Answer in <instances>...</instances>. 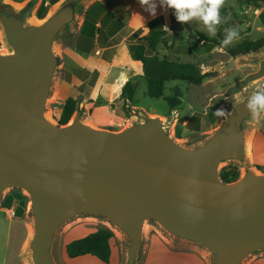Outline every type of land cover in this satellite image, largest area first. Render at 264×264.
Instances as JSON below:
<instances>
[{
	"label": "water",
	"instance_id": "1",
	"mask_svg": "<svg viewBox=\"0 0 264 264\" xmlns=\"http://www.w3.org/2000/svg\"><path fill=\"white\" fill-rule=\"evenodd\" d=\"M83 1L63 0L39 23L0 3L10 48L0 53V198L15 187L30 197L32 264H58L57 231L80 215L103 217L127 236L126 264L137 263L149 220L209 251L212 264H243L264 250V173L246 170L227 182L221 164L247 159L252 95L195 147L179 143L152 115L115 130L84 121L78 107L68 123H53L47 109L60 63L55 43Z\"/></svg>",
	"mask_w": 264,
	"mask_h": 264
},
{
	"label": "crops",
	"instance_id": "2",
	"mask_svg": "<svg viewBox=\"0 0 264 264\" xmlns=\"http://www.w3.org/2000/svg\"><path fill=\"white\" fill-rule=\"evenodd\" d=\"M1 1L15 8L25 10L29 22H38L39 18L44 16V14L39 15V11L43 6L50 8L56 4L59 5L61 2V0L55 3L51 2L53 0ZM151 3L157 4L155 18L150 15L149 5L142 6L138 0H84L82 2L77 20L60 35L58 40L56 52L60 59V68L55 77L50 98V100L54 99L59 105L55 107L57 117L61 116L64 102L69 96L78 99V107L84 109V115L89 112V120L98 127H112L113 123L132 115L134 111L136 112L138 106L135 98L133 101L125 99L123 89L128 80L135 76H143L144 69L142 61L133 58L129 43L137 41L148 34L153 28L152 22L157 18H162V20L154 24L155 27L164 29V24L169 27L175 25L176 39L179 38V22L172 15V8L167 6L161 8L160 0H149V4ZM223 8L221 7V9ZM232 14H236L234 9L223 11V17L216 27L214 36H209V34L198 30V27L190 22L186 23L187 27L195 30L197 38L199 37V39H196L200 40L199 45L202 47V51L208 49L206 43H212L214 45L211 48L209 47V53L215 52L226 55V50L220 43L201 39L197 31L222 42L226 34L225 29L233 28ZM258 17L260 19L259 27L264 30L262 16ZM252 53L243 54L241 57L250 58L253 55ZM241 57L226 55L225 63L229 65L225 68V71L229 69L251 71L255 67V64L250 61L238 64V60H242ZM245 64L251 67L241 66ZM203 66L207 71L212 68L211 65L203 64ZM213 67L217 69L219 65ZM176 111V109L171 110V114H175ZM153 114L161 118L172 116L159 112ZM173 124L176 126L177 121L174 120ZM0 212H4L3 207H0ZM95 230H81L78 238L84 237ZM69 231L65 232L63 237ZM12 232V225L9 224L0 241V264H10ZM72 240L74 239L64 243L65 252L61 259H56L58 264H80L79 259L82 261L81 264H126L127 247L125 250L124 242L116 234L111 239L112 252L109 262H104L92 254L74 258L69 257L66 252V245ZM19 255H22V253H19ZM161 258L172 261L173 264H212V260L206 254L204 248L182 240L173 241L168 245H154L152 241L147 252L141 257V262L142 264H161L159 262ZM20 261V264H32L24 257H21ZM243 264H264V252H257L249 256Z\"/></svg>",
	"mask_w": 264,
	"mask_h": 264
},
{
	"label": "rangeland",
	"instance_id": "3",
	"mask_svg": "<svg viewBox=\"0 0 264 264\" xmlns=\"http://www.w3.org/2000/svg\"><path fill=\"white\" fill-rule=\"evenodd\" d=\"M62 1L63 0H61V2ZM243 1L244 0H242L241 3L240 0H224L222 5V7L229 11H232L233 9L235 10L236 14H232L231 21L232 26L237 28L239 32L238 38L227 46L223 45L217 39L226 50V55H231L229 53L230 47L236 46L242 41L264 38V30L259 27L260 19L258 17L261 16L264 11V3L261 1L258 3H246ZM1 2L2 1L0 0V3ZM57 6L58 4L53 5L50 8L43 6L39 11V15L44 14V16L39 18L38 23L45 20L48 15L57 8ZM17 9L20 10L19 8ZM220 16L221 18L223 17V15ZM189 22L198 27V30L208 34L206 26L198 19H193ZM3 37L4 31L0 22V38ZM178 37L179 38L176 39L174 33L171 32L159 46L158 54L161 57L167 56L172 60L194 62L208 74V77L200 85H194L181 80L167 81L165 84V96L173 95L176 88H180L183 92L182 104L174 109H171L164 97L154 98L148 95L147 83L143 80L135 94L138 109H136V112L134 111L132 113L143 117L145 115L156 116L153 114L154 112L167 113L168 116L172 115L169 118L157 117L163 121L168 131L179 143L187 147H195L202 144L208 137H210L225 119L226 113L224 115H217V109L223 108L226 111H230L237 102L241 101L245 96L253 95L255 91L264 84V47L254 51V53L250 52L253 54L250 58H244L241 57V55L235 56L242 58L241 61L238 60V64L247 63L249 61L255 64V67H253L251 71L235 69L225 71V68L229 65L225 63L227 59L226 55L215 52L209 53V47L211 48L214 45L212 43H206L208 49L202 51V47L199 45L200 40H197L199 37L197 38L195 30L187 27L186 23H179ZM58 40L55 43V51L58 49ZM207 51L208 53L205 54ZM221 61L222 63L220 64ZM203 64L211 65L212 68L207 71ZM215 65H219V67L214 69L213 66ZM241 66L250 65L245 64ZM59 68L60 63L57 72L59 71ZM57 74L58 73H56V76ZM57 105V102H55L54 99H51L48 102L47 109V114L49 115L48 118L56 124L59 123L60 118L56 116L55 112V107ZM175 109L177 111L175 114L173 113V116L171 110ZM75 113L71 119L75 116ZM83 119L90 124L93 123L89 120V112L85 113V115L83 114ZM173 119L177 121L176 126L173 124ZM134 120H136V118ZM117 123L118 122L113 123L112 127L109 128L122 130L130 125L120 128ZM245 134L247 142L249 143L246 161H224L221 164V169L229 164H237L240 167V177L246 170L264 173V113H261L259 118L253 117L251 114L245 124ZM0 207L4 208V212H0V241L3 232H5L9 224L12 225L13 230L9 263L20 264L21 257L26 258V260L32 263L29 252V241L33 236L34 224L31 212V201L28 193L21 188H9L0 198ZM102 225H107L114 230L118 238L124 242L126 250L129 243L127 236L107 219L94 215H80L65 223L57 231L54 245L56 259L62 258L65 252L64 243L66 241L77 239L81 230H95ZM67 231H69V233L63 237V234ZM152 241L154 242V245H168L173 241L181 240L167 232L156 221H147L136 264H142L141 257L147 252ZM205 251L206 254L212 258L209 251ZM260 252H264V250H261ZM19 253H22V255H19ZM78 262L81 264L82 261L79 259ZM159 262H161V264H173L172 261H168L164 258L159 259Z\"/></svg>",
	"mask_w": 264,
	"mask_h": 264
},
{
	"label": "trees",
	"instance_id": "4",
	"mask_svg": "<svg viewBox=\"0 0 264 264\" xmlns=\"http://www.w3.org/2000/svg\"><path fill=\"white\" fill-rule=\"evenodd\" d=\"M58 0L51 1L55 3ZM242 3V0H240ZM264 0H244L246 3H258ZM225 8L220 10L221 15ZM172 15L175 18V9L172 8ZM264 22V11L261 15ZM162 18L155 19L152 24L153 28L148 34L137 41H131L129 48L134 59L140 60L143 63V76H135L128 80L123 89V97L133 101L135 94L140 87L141 81L147 82V93L151 97H164L171 109L182 104L183 92L180 88L174 90L173 95L165 96V84L170 80H181L194 85H200L208 74L194 62H182L172 60L167 56L161 57L158 54L159 46L164 42L166 37L174 32L176 36L175 25L169 27L171 32L166 31L161 27H155L154 24L161 22ZM198 32L201 39L213 43H220L216 38L206 36L202 32ZM264 47V38L257 40H245L238 43L236 46L229 48V53L232 56H238L257 51ZM78 107V99L69 96L63 105V111L59 118V124H66L70 121ZM222 178L227 181H235L240 177V167L237 164H229L221 169ZM115 236L114 230L102 225L97 230L88 235L74 239L66 245L67 255L71 258L81 255L92 254L104 262H109L111 258V239Z\"/></svg>",
	"mask_w": 264,
	"mask_h": 264
},
{
	"label": "clouds",
	"instance_id": "5",
	"mask_svg": "<svg viewBox=\"0 0 264 264\" xmlns=\"http://www.w3.org/2000/svg\"><path fill=\"white\" fill-rule=\"evenodd\" d=\"M143 5H149L150 15L156 17L157 4H149V0H138ZM224 0H160V7L165 6L175 9V18L179 23H187L193 19H198L206 26L209 36L216 34V26L221 22L220 8ZM166 31L171 32L167 24L163 25ZM225 38L222 44L227 46L238 38L237 28L225 29ZM247 108L253 117L259 118L264 113V86L260 87L248 100ZM225 109H217V115H224Z\"/></svg>",
	"mask_w": 264,
	"mask_h": 264
},
{
	"label": "built area",
	"instance_id": "6",
	"mask_svg": "<svg viewBox=\"0 0 264 264\" xmlns=\"http://www.w3.org/2000/svg\"><path fill=\"white\" fill-rule=\"evenodd\" d=\"M9 52L10 51V48L9 46L7 45L6 43V40L5 38H0V53H3V52ZM137 117V114H132L130 116H127L125 117L124 119L118 121L117 125L120 127V128H123L131 123H133V120Z\"/></svg>",
	"mask_w": 264,
	"mask_h": 264
},
{
	"label": "bare ground",
	"instance_id": "7",
	"mask_svg": "<svg viewBox=\"0 0 264 264\" xmlns=\"http://www.w3.org/2000/svg\"><path fill=\"white\" fill-rule=\"evenodd\" d=\"M47 116H49L48 114H47ZM247 144H248V147H249V143L247 142Z\"/></svg>",
	"mask_w": 264,
	"mask_h": 264
}]
</instances>
